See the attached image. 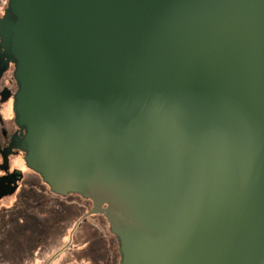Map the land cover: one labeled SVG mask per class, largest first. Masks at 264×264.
Returning <instances> with one entry per match:
<instances>
[{
	"label": "water",
	"instance_id": "water-1",
	"mask_svg": "<svg viewBox=\"0 0 264 264\" xmlns=\"http://www.w3.org/2000/svg\"><path fill=\"white\" fill-rule=\"evenodd\" d=\"M29 166L93 203L119 264H264V0H10Z\"/></svg>",
	"mask_w": 264,
	"mask_h": 264
},
{
	"label": "flooded vegetation",
	"instance_id": "flooded-vegetation-1",
	"mask_svg": "<svg viewBox=\"0 0 264 264\" xmlns=\"http://www.w3.org/2000/svg\"><path fill=\"white\" fill-rule=\"evenodd\" d=\"M9 5L10 0H0V21L15 19ZM15 71L14 59L5 54L0 39V258L17 261L41 255L51 243L57 246L63 241L67 223L75 218L68 241L45 264H54L67 250L73 249L71 243L77 231L88 227L91 231L86 237V245L90 252L95 255L96 249H102L111 264L114 240L117 245L118 241L111 232L103 233L108 224L106 218L101 214H90L93 209L90 200L75 193L62 195L54 192L29 166L28 131L19 123L14 110L19 92ZM96 235L101 236V244ZM8 242L9 246L6 245ZM19 253L22 256H18Z\"/></svg>",
	"mask_w": 264,
	"mask_h": 264
},
{
	"label": "rangeland",
	"instance_id": "rangeland-1",
	"mask_svg": "<svg viewBox=\"0 0 264 264\" xmlns=\"http://www.w3.org/2000/svg\"><path fill=\"white\" fill-rule=\"evenodd\" d=\"M77 219H73L71 222L67 223V230L66 234L63 236V241L59 245H54V243L50 244L51 246L47 248L48 250H44L41 255H37L34 257H24L16 261V259L12 260L11 258H0V264H45L50 257L61 247L64 246L65 241H68V234L70 230L73 228L74 223L76 222ZM105 233L110 234L109 231V225L107 224V227H105ZM91 228H83L82 230H78L77 233L75 234L76 236L74 237L73 242L71 243L73 245V249L70 248V250H67L64 255H62L54 264H109V261L107 260V257L104 253V251L101 249H96L97 253L93 255V253L90 252V247H87L86 243V237L88 234H90ZM68 237V238H67ZM96 238L100 242L101 236H97ZM22 246L25 245V243L20 242ZM101 244V242H100ZM9 246V242L6 244ZM49 246V245H48ZM55 246V247H54ZM26 247V246H24ZM42 247V246H41ZM8 248V247H7ZM114 248L115 250L113 251V261L111 264H118L119 262V254H118V245L116 240H114ZM26 250V249H25ZM103 251V255H102ZM111 250L109 251V256H110ZM18 256H22L21 253L18 254ZM101 258V259H100ZM99 259V260H97ZM108 261V262H107Z\"/></svg>",
	"mask_w": 264,
	"mask_h": 264
}]
</instances>
